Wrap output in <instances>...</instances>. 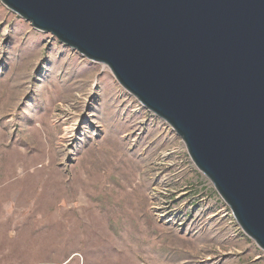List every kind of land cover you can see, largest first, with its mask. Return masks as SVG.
I'll return each mask as SVG.
<instances>
[{
  "label": "rangeland",
  "instance_id": "rangeland-1",
  "mask_svg": "<svg viewBox=\"0 0 264 264\" xmlns=\"http://www.w3.org/2000/svg\"><path fill=\"white\" fill-rule=\"evenodd\" d=\"M0 264H264L183 142L0 2Z\"/></svg>",
  "mask_w": 264,
  "mask_h": 264
},
{
  "label": "water",
  "instance_id": "water-1",
  "mask_svg": "<svg viewBox=\"0 0 264 264\" xmlns=\"http://www.w3.org/2000/svg\"><path fill=\"white\" fill-rule=\"evenodd\" d=\"M105 64L264 251V0H0Z\"/></svg>",
  "mask_w": 264,
  "mask_h": 264
},
{
  "label": "built area",
  "instance_id": "built-area-1",
  "mask_svg": "<svg viewBox=\"0 0 264 264\" xmlns=\"http://www.w3.org/2000/svg\"><path fill=\"white\" fill-rule=\"evenodd\" d=\"M231 213V212H230ZM231 216H232V214H231ZM233 217V216H232Z\"/></svg>",
  "mask_w": 264,
  "mask_h": 264
}]
</instances>
